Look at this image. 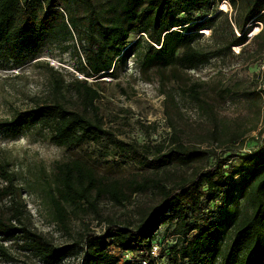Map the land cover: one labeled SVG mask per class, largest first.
Wrapping results in <instances>:
<instances>
[{
	"label": "trees",
	"instance_id": "obj_1",
	"mask_svg": "<svg viewBox=\"0 0 264 264\" xmlns=\"http://www.w3.org/2000/svg\"><path fill=\"white\" fill-rule=\"evenodd\" d=\"M217 1L0 0L1 66H22L36 59L45 45L54 44L76 58L75 69L84 76L66 81L55 73L48 87L50 101L0 119V133L12 138L36 134L66 149L106 142L124 163L132 161L152 172L140 179L136 175L117 179L100 175L79 156L57 160L50 172L43 167L38 175L46 179L39 191L52 209L53 221L68 230L69 214L82 205L96 211L101 197L122 204L134 192H149L157 199L155 205L137 209L133 219L106 217L102 233L89 232L85 226L72 242L55 246L25 224H12L25 211L20 197L24 188L15 184L17 174L10 169V160L0 155V176L7 183L0 188V197L12 199V213L6 217L0 212V254L11 258L2 242L19 235L21 247L43 264L78 257V264H141V260L146 264H264V124L257 132V148L245 155L248 168L225 169L226 162L245 146L248 134L257 129L258 118H229L216 108L226 100L260 99L264 87L249 91L235 83L222 86L215 100L203 89L206 82L189 74L232 45L245 43L248 24L253 22L263 26L252 31H258L252 53L263 55L264 0H248L243 20L237 23L238 36L232 34L220 48L203 50L194 43L204 28L217 34L216 22L222 14ZM131 57L140 73L157 75L166 110L169 103L179 110L175 94L195 102L199 119L207 123L200 134L190 139L170 121L166 140L139 144L118 138L115 130L105 126L97 103L104 92L101 78H116ZM183 78L188 82L179 87ZM68 99L71 103L66 104ZM214 202H219L222 212L207 210ZM162 228L170 229L173 236L168 246L160 237ZM112 244L141 253L133 261L120 262L109 252ZM154 244L159 247L158 257L151 254Z\"/></svg>",
	"mask_w": 264,
	"mask_h": 264
},
{
	"label": "rangeland",
	"instance_id": "obj_2",
	"mask_svg": "<svg viewBox=\"0 0 264 264\" xmlns=\"http://www.w3.org/2000/svg\"><path fill=\"white\" fill-rule=\"evenodd\" d=\"M216 5L217 11L222 12L216 22L217 34L212 35L210 28H204L200 30L202 36L194 43L203 50L220 48L231 39L232 34L236 36L240 34L237 23L243 20L248 0H236L235 5L232 0H227L226 3L218 0ZM248 25L251 27L247 32L245 43L234 44L230 49H225L217 56L211 57L201 67L189 71L195 80L206 82L203 89H208L210 98L218 100L216 90L234 83L239 84L240 89L249 91H259L264 87L262 75L264 54L252 53L256 44L253 36L263 25L259 22ZM255 27H258V31L252 34ZM76 63V58L70 52H61L54 44H47L36 59L22 66L0 65V119L9 118L18 111L50 101L52 94L48 87L55 73L61 74L66 81L72 77L84 78L76 71ZM88 80L94 81L92 78ZM101 80H103L104 92L97 103L106 121L105 126L115 130L120 139L133 140L139 144L161 142L166 140V136L171 131L170 121L177 128H182L184 135L192 139L207 125L199 119L195 102L181 94H175L179 110L170 103L167 104L166 110L164 94L161 93L157 75L151 72L140 73L134 57H131L124 67L118 69L116 78L106 76ZM186 82L188 81L183 78L178 86L182 87ZM167 86L171 87V84L167 83ZM260 96L262 98L253 101L246 98L226 100L216 107L220 115L229 118L238 116L249 117L252 120L258 118L257 129L248 134L249 139L245 146L236 153L239 155L226 162L225 169L229 166L248 168L245 155L257 148L259 144L256 139L257 132L264 124V92ZM65 102L71 103L69 99ZM263 136L264 133L261 137ZM113 152L111 145L106 142L83 144L66 149L43 140L36 134L27 133L12 138L5 132L0 133V155L10 160V169L17 174L15 184L19 188H24L20 189V197L25 204V211L19 221L13 220L12 224L16 227L25 224L31 230L41 233L53 245L61 246L72 242L85 226L89 232L100 234L106 225V217L113 216L119 221H127L135 218L137 209L155 205L157 199L149 192H134L130 200L122 204L101 197L97 202L96 211L82 205L75 213L71 212L67 222L68 230L53 221L52 209L39 191L46 179L38 175L43 167L46 172H50L53 163L57 160L69 156L82 157L94 166L100 175L110 178L129 179L136 175L140 179L152 175L150 170L141 169L132 161L124 163L115 157L116 154ZM235 178L238 179L239 175ZM6 184L0 176V188L5 187ZM29 185L37 190L32 192ZM11 202L12 199L9 197H0V212L6 217L12 213L9 209ZM219 206V202L209 203L207 210L217 214L223 211ZM20 237L16 235L3 240V246L11 258L0 254V264H43L41 259L33 255L30 250L21 247L23 241ZM160 237L165 246L174 241L170 229L162 228ZM60 264H78V258H67Z\"/></svg>",
	"mask_w": 264,
	"mask_h": 264
},
{
	"label": "built area",
	"instance_id": "obj_3",
	"mask_svg": "<svg viewBox=\"0 0 264 264\" xmlns=\"http://www.w3.org/2000/svg\"><path fill=\"white\" fill-rule=\"evenodd\" d=\"M223 1H224V3H226L227 0H223ZM228 5H229V3H228ZM104 228L105 227H103V230H104ZM109 252H111L112 254L116 255L120 259V262L133 261L135 258H138L137 256L141 253V252H137L136 253V252H132V251H129V250H123V249L119 248L118 246H116L114 244L111 245ZM151 254L154 257H158V255H159V247H158L157 244H154L152 246ZM78 259H79V257H78ZM139 263L146 264V261L141 260V262H139Z\"/></svg>",
	"mask_w": 264,
	"mask_h": 264
}]
</instances>
